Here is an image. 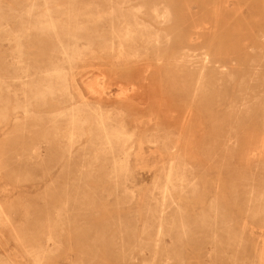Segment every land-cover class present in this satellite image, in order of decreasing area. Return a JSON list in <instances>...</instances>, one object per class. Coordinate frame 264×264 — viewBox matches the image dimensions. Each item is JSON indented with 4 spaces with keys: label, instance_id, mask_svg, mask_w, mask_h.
Instances as JSON below:
<instances>
[{
    "label": "rangeland",
    "instance_id": "obj_1",
    "mask_svg": "<svg viewBox=\"0 0 264 264\" xmlns=\"http://www.w3.org/2000/svg\"><path fill=\"white\" fill-rule=\"evenodd\" d=\"M256 4L0 0V264H264V128L217 102L264 77Z\"/></svg>",
    "mask_w": 264,
    "mask_h": 264
},
{
    "label": "bare ground",
    "instance_id": "obj_2",
    "mask_svg": "<svg viewBox=\"0 0 264 264\" xmlns=\"http://www.w3.org/2000/svg\"><path fill=\"white\" fill-rule=\"evenodd\" d=\"M238 2H245L246 4L248 3V4H252L253 2L255 3V5H258V4H256V0H237ZM210 2L211 1H202V4L201 5H199L198 3H196V5L197 6H199L200 8H201V11H206L207 10V8H209V4H210ZM258 2L260 3V7L262 8V9H264V0H258ZM134 8V7H133ZM119 10H121V9H119ZM135 10V9H134ZM136 11V10H135ZM133 12V13H135V15L136 16H138L137 14H138V11H136L137 12V14H136V12ZM156 11V13H157V15L160 17V18H162L163 17V20L165 21V20H167L168 19V13H165V15L163 14V12L161 13L159 10H155ZM124 12H127V11H124ZM133 13H131L132 15H133ZM124 15V14H123ZM114 16H116V14H114ZM134 16V15H133ZM116 17H118V16H116ZM115 18V17H114ZM133 20V19H132ZM160 20H162V19H160ZM119 22H128V23H132V22H134V21H131V19H129V17H127V16H124L122 19H121V21H119ZM135 23V22H134ZM204 23V22H203ZM208 23V22H207ZM206 23V24H207ZM205 24V25H206ZM188 26H191V24L190 23H188L187 24V27ZM206 26H208V25H206ZM203 27V26H202ZM205 28V27H204ZM198 29V28H197ZM199 30V29H198ZM138 31H139V35H142V34H145V35H148L149 33H150V29H149V27L148 26H141V28H140V30L138 29ZM133 31H130L128 34H130V33H132ZM133 34L135 35L136 34V32L134 31L133 32ZM201 39V38H200ZM199 39V40H200ZM254 48H255V46H254ZM205 50V49H204ZM256 51V50H255ZM257 53V52H256ZM207 58V57H206ZM259 60V59H258ZM251 64V63H250ZM250 68H251V66H250ZM59 72V71H58ZM231 82H232V90H231V92H232V94L230 95V96H228V98L225 100V99H218V104H227V103H230L231 104V106L232 105H236V104H238V103H240V106H239V108L241 109V111H244V114H245V125L246 126H248V127H251V128H256L257 126H259V125H262L263 126V128H264V77H263V79H261L260 77H258L256 74H251V73H248V75H244L243 77H240V78H232L231 79ZM136 85V84H135ZM137 87H140V86H137ZM143 87V86H142ZM222 87V86H221ZM133 88H135V87H133ZM136 89V88H135ZM140 90H142V89H140ZM150 90V89H149ZM218 95V94H217ZM74 108H72L71 109V112H74V111H72ZM75 111H77V110H75ZM71 112H69V114L71 113ZM72 114V113H71ZM68 116H71V115H68ZM73 118V122H72V128L70 129V131H71V140L72 139H74V137L76 136L77 138H79L80 139V137L79 136H77V135H79L80 133H82V129H80V126H79V122H78V120L75 118V117H72ZM70 120V119H69ZM103 122V121H102ZM115 123V122H114ZM111 125H115V124H111ZM111 125H110V127H111ZM120 125V124H119ZM118 125V126H119ZM114 127V126H113ZM234 128V127H233ZM102 131L103 132H101L102 134L101 135H104V138H105V140H106V144L110 147V148H112L113 149V147H115V145H120L122 142H123V140H124V138H125V136H124V134H123V132H122V127H121V129L118 127L117 128V126H115L114 128H109V127H107L105 124L104 125H102ZM86 132V131H85ZM99 133H100V131H98ZM84 133V132H83ZM82 133V134H83ZM263 133H264V131H263ZM82 134H80V135H82ZM227 134H228V131H227ZM70 141V140H69ZM80 141V140H79ZM127 141V140H126ZM75 142V141H74ZM125 142V141H124ZM123 142V143H124ZM73 143V142H72ZM76 143V142H75ZM126 143V142H125ZM129 143V142H128ZM127 144V143H126ZM69 146V145H68ZM122 146V145H121ZM69 147H71V146H69ZM68 147V148H69ZM117 147V146H116ZM126 148H128L127 146H125ZM131 147V146H130ZM122 148H124V146L122 147ZM71 149V148H70ZM125 150V149H124ZM119 151H121L120 149H119ZM252 152L253 151H257V154H255V156L256 157H261V158H263L264 159V136L262 137V144H261V149L260 150H258V148H257V150L256 149H252L251 150ZM124 152V151H123ZM123 152H121V154L123 153ZM125 153V152H124ZM123 153V154H124ZM126 154V153H125ZM118 156V155H117ZM117 156H116V158H117ZM125 156V155H124ZM123 156V157H124ZM129 156V155H128ZM128 156H126L127 158H128ZM120 157V156H119ZM119 159V158H118ZM126 159V158H125ZM130 160V159H129ZM127 161H128V159H127ZM117 162H118V160H117ZM128 162H130V161H128ZM67 165V164H66ZM120 165V164H119ZM70 166H72V165H70ZM123 170V169H122ZM67 171V170H66ZM126 171V170H125ZM124 171V172H125ZM169 172V171H168ZM67 173V172H66ZM170 174V173H169ZM176 184V183H175ZM167 185V184H166ZM165 185V186H166ZM167 188V187H166ZM235 188H237V187H235ZM262 188V187H261ZM174 189V188H173ZM263 189V188H262ZM261 189V190H262ZM169 190V189H168ZM171 190V189H170ZM194 190V189H193ZM234 190H236L237 191V189H234ZM235 191V192H236ZM262 192V191H261ZM237 193V192H236ZM165 194H166V192H165ZM190 194V193H189ZM235 194V193H234ZM261 197V196H260ZM259 199H261V198H258V201H259ZM211 202H212V199H211ZM215 202V201H214ZM211 205H212V203H211ZM176 206V205H175ZM174 206V207H175ZM218 207V206H217ZM214 208V207H213ZM81 210V209H80ZM216 210H217V208H216ZM88 211V210H87ZM170 211H174V210H170ZM81 212V211H80ZM85 212V211H84ZM83 212V213H84ZM167 212V211H166ZM215 212V211H214ZM220 212V211H219ZM252 213V215L253 216H257V217H260V218H263L264 219V208H262V207H259L257 210H254V211H251ZM83 213L81 214V215H83ZM87 213V212H86ZM78 214H80L79 212H78ZM77 214V215H78ZM85 214V213H84ZM87 214H89V212L87 213ZM87 214H85L84 216H86ZM159 214V213H158ZM162 215V214H161ZM220 215H222L221 213H220ZM80 217V216H79ZM79 217H77V218H79ZM158 217V216H157ZM224 217V216H223ZM171 218V217H170ZM84 219V218H83ZM74 220V219H73ZM73 220H71V221H73ZM220 220H221V217H220ZM66 221V220H65ZM188 220H186V222H187ZM181 221H179V223H180ZM185 222V221H184ZM183 222V223H184ZM79 223V222H78ZM182 223V224H183ZM176 224V223H175ZM185 224V223H184ZM183 224V225H184ZM176 225H178V224H176ZM175 226V225H174ZM181 226V225H180ZM187 226H189L188 225V222H187ZM202 226V225H201ZM244 226V225H243ZM161 227V226H160ZM165 227H166V225H165ZM178 227H179V225H178ZM64 228V227H63ZM70 228V227H69ZM175 228H176V226H175ZM190 228H191V224H190ZM183 229V228H182ZM182 229H180V230H182ZM185 229V228H184ZM159 230H161V228H159ZM176 230V229H175ZM188 230V229H187ZM186 230V231H187ZM88 232V231H87ZM179 233H180V231H178ZM183 232V231H182ZM253 234V233H252ZM256 235V234H255ZM183 237H185L186 238V235L184 234V236ZM182 237V238H183ZM180 238H181V236H180ZM181 238V239H182ZM180 239V240H181ZM264 240V239H263ZM183 241V240H182ZM143 243V242H142ZM157 248V247H156ZM264 250V249H263ZM262 257H263V254H262ZM261 257V258H262ZM155 258V257H154ZM263 259V258H262ZM152 260H153V258H152ZM264 261L262 260V262L261 263H263Z\"/></svg>",
    "mask_w": 264,
    "mask_h": 264
}]
</instances>
